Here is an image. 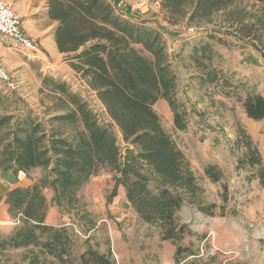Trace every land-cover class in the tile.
<instances>
[{
	"label": "trees",
	"instance_id": "obj_1",
	"mask_svg": "<svg viewBox=\"0 0 264 264\" xmlns=\"http://www.w3.org/2000/svg\"><path fill=\"white\" fill-rule=\"evenodd\" d=\"M169 26L183 23L201 28L215 18L218 30L191 49L190 63L202 87L233 89V83L214 67L212 42L228 45L227 37L244 41L264 59V0H157ZM47 17L57 23L53 37L58 52L105 109L101 118L80 93L61 80L43 78L40 93L50 104L43 117L28 106L16 105L0 117V172L16 177L41 169L45 176L27 188L9 191L5 204L21 227L1 242L2 248L30 249L29 264H115L111 253H101L90 239L79 241L67 228L46 224L49 208L72 210L79 193L101 173L113 175L115 188L123 187L138 218L161 231L162 241L176 245L174 261L202 264L188 247L179 245L189 234L178 214L186 205L213 216L216 204H205L204 190L192 165L165 131L154 107L164 101L174 129L185 132L194 110L178 100L177 56L169 53L158 30L124 18L113 0H47ZM165 29L164 27H162ZM248 119L264 120V95L246 91L240 99ZM119 136L122 137L120 141ZM236 143L246 149L238 168L256 169L248 181L264 186L263 158L251 136L240 128ZM213 183L222 171L208 166ZM52 192L51 202L45 191ZM114 189L111 198L116 197ZM111 201V200H110ZM215 257L207 264H213ZM220 264V263H219Z\"/></svg>",
	"mask_w": 264,
	"mask_h": 264
},
{
	"label": "rangeland",
	"instance_id": "obj_2",
	"mask_svg": "<svg viewBox=\"0 0 264 264\" xmlns=\"http://www.w3.org/2000/svg\"><path fill=\"white\" fill-rule=\"evenodd\" d=\"M122 1L135 16L123 14L124 18L136 23L146 22L147 26L161 32L169 53L177 56L174 68L179 79L178 100L194 110L189 117L187 131H175L173 116L166 102H158L154 109L165 131L189 159L204 190V203L217 205L213 216L192 205H186L180 211L179 224L187 226L189 234L179 245L193 250L197 258L203 260L202 264H207L213 257L216 259L213 264H264V186L258 180L249 182L247 179L256 169L238 168V161L244 157L246 149L236 143L237 133L243 128L259 150L264 166V120L254 122L248 119L240 101L245 98L246 91L264 95V59L250 45L232 37H227L228 45L212 42L217 54L214 67L233 83V89L223 88L221 83L202 87L191 67V49L198 41L209 40L208 33L218 30L216 24L220 19L215 18L213 24L201 28L186 23L172 27L168 25L161 6L156 4L157 0ZM248 1L243 0L242 6L252 4ZM35 2L37 7L44 6L42 0ZM12 5L23 23L28 24L32 17L27 8L21 9L23 4L20 0H15ZM38 16L47 30L44 40H36L38 44L42 43V49L39 59H34L33 65L29 63L31 71L28 70L24 77H18L2 65L18 88L12 92L0 79V117L13 113L16 108V105L11 106L13 98H18L19 103L43 117V102L50 104L40 93L42 79L46 77L67 82L104 119L106 113L102 104L56 48L53 34L57 24L50 21L47 14ZM190 29H194V33ZM119 139L122 141L121 136ZM208 166H216L222 171L220 182L213 183L205 176ZM45 174L41 169L28 175L21 174L18 186L27 188ZM114 189L117 196L112 199ZM45 195L51 202L52 192L47 190ZM78 197L79 205L69 211L52 205L46 224L67 228L73 238L81 242L89 238L101 253H111L115 264H176V245L162 241L159 229L138 218L126 200L125 189L115 188L112 174L106 172L92 178ZM20 227L19 220L11 215L7 224L0 225V264H29L30 249L1 246V242L8 240ZM192 260L193 257L188 258L182 264Z\"/></svg>",
	"mask_w": 264,
	"mask_h": 264
},
{
	"label": "crops",
	"instance_id": "obj_3",
	"mask_svg": "<svg viewBox=\"0 0 264 264\" xmlns=\"http://www.w3.org/2000/svg\"><path fill=\"white\" fill-rule=\"evenodd\" d=\"M10 5L13 4L15 0H0ZM24 5L21 6V9L27 8V11L30 12L32 17L31 21L28 24H23V28L25 32L33 39V40H44V35L46 34L47 26L44 22L41 21L38 16L40 13H43L44 16L47 14V0H42L44 6L37 7L35 0H20ZM117 3V9L123 12V14H127L129 16L135 17L128 6H126L122 0H114ZM13 6V5H12ZM16 6V5H15ZM19 5L17 4L16 7ZM135 21H138L136 19ZM57 24V23H56ZM147 26L146 22L139 23ZM41 43V42H40ZM39 43L40 47L41 44ZM42 49V48H40ZM20 51L17 49L16 44L12 40H8L6 42L0 41V63L4 65L9 71L14 73V75L18 77H24V74L30 70L29 63L33 65L34 59L26 58V56H21ZM36 67V64H34ZM20 173L17 177L13 175L11 172L2 173L0 172V225L7 224L10 220L9 207L5 204V198L9 191L18 188Z\"/></svg>",
	"mask_w": 264,
	"mask_h": 264
},
{
	"label": "built area",
	"instance_id": "obj_4",
	"mask_svg": "<svg viewBox=\"0 0 264 264\" xmlns=\"http://www.w3.org/2000/svg\"><path fill=\"white\" fill-rule=\"evenodd\" d=\"M156 4L160 6L159 2ZM23 24L22 17L14 7L0 1V41L12 40L22 54L32 59H39L40 45L25 32ZM190 32L194 33V29H190ZM0 79L6 82L10 91L17 90V84L12 80V77L7 75V71L1 64Z\"/></svg>",
	"mask_w": 264,
	"mask_h": 264
}]
</instances>
